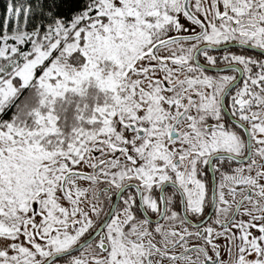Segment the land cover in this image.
Segmentation results:
<instances>
[{"label":"snow or ice","instance_id":"obj_1","mask_svg":"<svg viewBox=\"0 0 264 264\" xmlns=\"http://www.w3.org/2000/svg\"><path fill=\"white\" fill-rule=\"evenodd\" d=\"M0 264H264V0H0Z\"/></svg>","mask_w":264,"mask_h":264}]
</instances>
